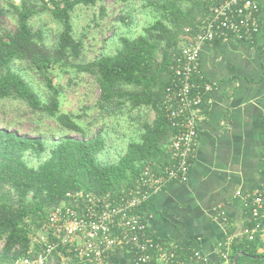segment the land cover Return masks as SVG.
<instances>
[{
  "label": "trees",
  "instance_id": "trees-1",
  "mask_svg": "<svg viewBox=\"0 0 264 264\" xmlns=\"http://www.w3.org/2000/svg\"><path fill=\"white\" fill-rule=\"evenodd\" d=\"M101 1L0 0V101L21 102L39 122L52 120L59 130L81 135L80 139L60 137L43 158L46 144L41 136H21L0 128L3 264L38 249L32 233L68 191L115 195L133 186L145 165L169 160L167 147L174 130L165 118L163 102L173 57L186 39V28L204 17L210 0H140L150 8L152 22L135 37L120 35V46L113 54L86 60L83 40L73 32L72 15L77 6H95ZM43 17L58 29L53 39L49 30L37 25ZM4 18L14 24L13 29L5 27ZM53 69L58 75H89L100 92L97 108L113 116L128 114L133 136L116 161L99 160L105 147L100 131L89 135L80 115L61 111L64 89L49 76ZM29 73L40 78L44 92L32 84ZM26 156L39 160L38 165H29ZM262 172L264 176V164ZM253 224L251 207L246 205L243 228ZM183 250L187 258L189 251ZM236 255L237 264H264V243L259 238L235 239L228 264H233Z\"/></svg>",
  "mask_w": 264,
  "mask_h": 264
},
{
  "label": "built area",
  "instance_id": "built-area-1",
  "mask_svg": "<svg viewBox=\"0 0 264 264\" xmlns=\"http://www.w3.org/2000/svg\"><path fill=\"white\" fill-rule=\"evenodd\" d=\"M258 15L256 0L209 1L204 17L186 28V39L173 57L163 102L165 118L174 130L167 147L168 162L145 165L135 184L115 195L68 191L51 208L47 221L32 233L38 249L10 264H111L110 254L116 249L128 252L133 264H208V256L201 251L192 250L185 258L183 247L166 245L153 236L141 207L169 183L188 180L198 141L199 108L210 101L208 95L214 89L200 71L202 46L230 38L252 41L259 31ZM261 188L246 196L254 224L214 247L215 254L227 263L235 239L254 240L264 235Z\"/></svg>",
  "mask_w": 264,
  "mask_h": 264
},
{
  "label": "crops",
  "instance_id": "crops-1",
  "mask_svg": "<svg viewBox=\"0 0 264 264\" xmlns=\"http://www.w3.org/2000/svg\"><path fill=\"white\" fill-rule=\"evenodd\" d=\"M256 1L259 31L252 41L230 38L202 46L200 71L214 89L199 108L188 180L169 183L144 207L153 236L189 253L201 251L208 264H228L214 247L241 232L246 196L264 186V0ZM110 261L133 264L122 249L114 250Z\"/></svg>",
  "mask_w": 264,
  "mask_h": 264
},
{
  "label": "rangeland",
  "instance_id": "rangeland-1",
  "mask_svg": "<svg viewBox=\"0 0 264 264\" xmlns=\"http://www.w3.org/2000/svg\"><path fill=\"white\" fill-rule=\"evenodd\" d=\"M18 1V0H16ZM103 11V13H102ZM4 25L13 29L14 24L4 18ZM150 8L140 0H103L95 6H77L72 15L74 35L84 43L86 60L106 54H113L120 43L118 37L126 35L135 37L142 27L152 22ZM37 25L49 30L53 39L58 31L56 25L43 17ZM23 67V66H22ZM26 73L25 67L22 69ZM53 82H59L64 89L61 96V111L72 112L81 116L80 123L89 135L100 131L104 135L105 147L98 155L102 162H114L123 153L127 142L133 136V124L128 114L113 116L100 111L95 105L99 98V89L92 77L87 74H60L53 69L49 71ZM29 80L41 92L44 87L39 77L29 73ZM44 98L46 94H43ZM0 128L14 131L21 136H41L46 144L45 158L58 139L64 135L80 139L81 135L61 131L52 120L41 123L17 101H0ZM29 165L36 167L39 160L26 156Z\"/></svg>",
  "mask_w": 264,
  "mask_h": 264
},
{
  "label": "water",
  "instance_id": "water-1",
  "mask_svg": "<svg viewBox=\"0 0 264 264\" xmlns=\"http://www.w3.org/2000/svg\"><path fill=\"white\" fill-rule=\"evenodd\" d=\"M237 258H238V255H236V257L234 258L233 264H237ZM254 258H259V256H255Z\"/></svg>",
  "mask_w": 264,
  "mask_h": 264
}]
</instances>
